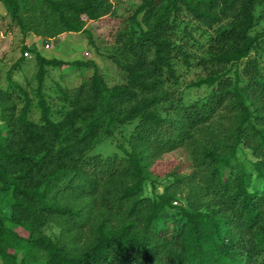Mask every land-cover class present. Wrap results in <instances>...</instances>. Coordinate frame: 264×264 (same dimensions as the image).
<instances>
[{
	"label": "trees",
	"instance_id": "1",
	"mask_svg": "<svg viewBox=\"0 0 264 264\" xmlns=\"http://www.w3.org/2000/svg\"><path fill=\"white\" fill-rule=\"evenodd\" d=\"M0 2L22 33L47 37L112 11L110 0ZM130 16L105 55L112 71L75 61L52 101L46 68L65 62L23 46L36 88L0 87L1 264H264V0H141ZM104 140L115 150L92 153ZM177 149L189 170L161 180L151 167Z\"/></svg>",
	"mask_w": 264,
	"mask_h": 264
},
{
	"label": "rangeland",
	"instance_id": "2",
	"mask_svg": "<svg viewBox=\"0 0 264 264\" xmlns=\"http://www.w3.org/2000/svg\"><path fill=\"white\" fill-rule=\"evenodd\" d=\"M110 1L112 3V11L98 19H86L83 28L80 31L75 32L64 30L61 33L49 37L42 35V33H33V31L22 33L10 20L7 15L6 7L0 2V87H4L11 80L12 82L23 86L30 95L32 94L33 89L36 88L37 83L35 73L37 68L35 66V59L30 51H22L23 46H33L44 57H55L65 62L62 67L46 68L42 91L46 98H49L52 101L57 99L55 83L60 80L63 82L62 78L64 76L76 75L79 73L80 66L76 65L75 61L82 59V61H92L94 65L89 64V67H87L88 70L97 67L104 72H107V70L112 71L114 66L107 58H105V55L110 53L116 44L115 38L117 33L121 29H127L132 21L130 20V15L141 3V0ZM261 26L264 29V22L261 23L258 28ZM194 35L197 39H202L198 31H194ZM188 48L196 57L202 55L201 48L197 45H192ZM21 55L24 57L23 61L12 70L8 79V71L13 69L14 64L18 63L17 61ZM178 69L181 72L184 83L194 79L196 69L193 67L185 68L180 64ZM116 79L117 78H114V80ZM77 82L78 80H75L74 83L71 81L73 85ZM196 93L197 92H192V95ZM38 114V109L34 108L31 116L33 119H37ZM114 150V146L110 145L108 140H104L92 150V153L100 152L103 154H109ZM240 150V158L248 167L247 170L250 171L254 157L251 152L243 146ZM178 165H182L180 169L183 172L189 170V161L184 150L181 149L162 155L161 158L153 164L151 169L154 175H158L162 180L169 171H172ZM10 202V198H7L0 203L1 215L8 216L10 214ZM177 202L179 203V201ZM166 212L169 213V215L178 218L176 208L169 207ZM171 224L175 225V220H171ZM47 231L50 233L49 229Z\"/></svg>",
	"mask_w": 264,
	"mask_h": 264
}]
</instances>
